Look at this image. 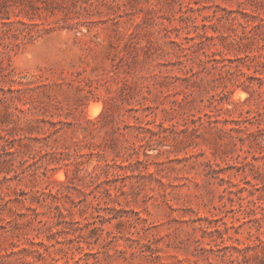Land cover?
Instances as JSON below:
<instances>
[{"label": "rangeland", "instance_id": "374dc122", "mask_svg": "<svg viewBox=\"0 0 264 264\" xmlns=\"http://www.w3.org/2000/svg\"><path fill=\"white\" fill-rule=\"evenodd\" d=\"M0 5L49 28L0 62V74L43 80L36 102L71 122L55 144H144L118 158L110 197L88 182L94 159L69 165L77 185L57 199L73 212L63 223L49 207L56 198L35 192L59 189L64 163L48 182L0 165V264H264V84L254 91L214 60L260 52L242 36L264 19V0ZM89 119H100L93 131Z\"/></svg>", "mask_w": 264, "mask_h": 264}, {"label": "trees", "instance_id": "16d2710c", "mask_svg": "<svg viewBox=\"0 0 264 264\" xmlns=\"http://www.w3.org/2000/svg\"><path fill=\"white\" fill-rule=\"evenodd\" d=\"M253 27L255 28L250 33L244 32L242 38L245 36L244 39L256 42L261 49L259 53L245 52L244 55L235 58L222 55L221 58L215 57L214 60L216 63H222L219 66L222 72H239L247 75L250 80L246 85L255 91L257 90L255 80L258 81L259 87H262L264 77L247 73L243 70V64L254 67L256 70L262 68L261 71H264V19H261V22ZM48 31V27H42L38 22L27 21L22 17L12 18L7 8L0 5V62L3 64L10 60L12 52L16 48L37 39ZM215 67H218V64ZM45 85L43 80L35 75H20L14 71L0 74V127H2V131H0V165L7 171L15 170L17 175L31 171L30 174L36 178L48 182L49 171L57 168L56 165L53 167L51 165L64 163L67 166V181L58 182L59 189L56 191H53L48 183L44 188L36 189L35 192L40 202L47 201L49 197L56 198L49 204V207L55 208L54 216L58 223H63L66 221L65 218L73 212L72 209L69 210L59 204L57 199H59L62 190L77 185L75 176H71L69 173L71 170L69 165L73 164L75 170L80 171L86 162L94 159L97 163L93 170L86 175L88 182L101 188L97 190L100 193H95L98 199H101L103 194L110 197L112 196L111 187H106L105 184L116 180V176L121 175L117 172L116 167H125L118 162V158L122 157V162L128 160L134 153H139L138 151L144 147V144L136 142L129 145L113 144L112 146H100L95 142L74 145L55 144L52 141L53 136L60 132L65 125H70L71 122L61 118L55 119L54 113L49 114L36 102L35 92ZM222 93H226L225 88ZM164 111L166 114H173L175 108H164ZM99 121L100 119L87 120L88 125L84 126V130H95ZM86 148L87 150H85ZM87 157L89 160H85ZM129 163L132 162L129 161ZM137 163L140 164L142 161L137 159ZM79 179L85 180L84 177ZM118 188L123 190L120 186ZM29 207L35 211L36 215L38 214L37 207ZM255 246L258 247L260 244H255Z\"/></svg>", "mask_w": 264, "mask_h": 264}]
</instances>
